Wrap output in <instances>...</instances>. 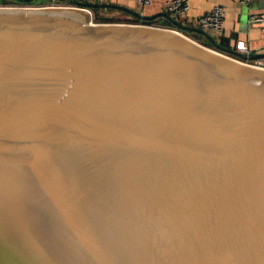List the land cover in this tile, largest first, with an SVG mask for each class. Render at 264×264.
<instances>
[{"label": "water", "instance_id": "water-1", "mask_svg": "<svg viewBox=\"0 0 264 264\" xmlns=\"http://www.w3.org/2000/svg\"><path fill=\"white\" fill-rule=\"evenodd\" d=\"M112 21L0 9V264H264V69Z\"/></svg>", "mask_w": 264, "mask_h": 264}, {"label": "crops", "instance_id": "crops-1", "mask_svg": "<svg viewBox=\"0 0 264 264\" xmlns=\"http://www.w3.org/2000/svg\"><path fill=\"white\" fill-rule=\"evenodd\" d=\"M24 3L42 6L47 4V0H11L9 4L0 0V6ZM165 3L166 0H152L150 6L142 7L136 0H111L106 3L98 0H72V5L87 8L99 20L109 17L114 22L115 19H121L117 23L142 24L143 19H155L160 27L177 30L173 25L175 23L165 17ZM190 5L189 14L179 21L189 32L182 33L240 61L251 64L264 59V33L250 23L251 13L264 14V0H254L249 6L243 5L240 0H190ZM215 6L226 9L223 35L193 31L198 29L197 18Z\"/></svg>", "mask_w": 264, "mask_h": 264}, {"label": "built area", "instance_id": "built-area-1", "mask_svg": "<svg viewBox=\"0 0 264 264\" xmlns=\"http://www.w3.org/2000/svg\"><path fill=\"white\" fill-rule=\"evenodd\" d=\"M110 2L111 0H98ZM137 3L142 7H147L151 5L152 0H136ZM254 0H240L243 5L249 6ZM32 11V10H46V11H75L83 13L88 11L85 7L72 5V0H47V4L42 6L30 5L28 3L15 5V7H2ZM191 10L190 0H166L165 3V13L174 17L177 20H182L185 16L189 14ZM226 9L222 6H215L213 9L205 14L200 15L197 18L198 29L212 35H223L225 30V17ZM250 23L253 26H257L264 33V14H254L250 15ZM251 65L258 68L264 69V59H260L251 63Z\"/></svg>", "mask_w": 264, "mask_h": 264}, {"label": "trees", "instance_id": "trees-1", "mask_svg": "<svg viewBox=\"0 0 264 264\" xmlns=\"http://www.w3.org/2000/svg\"><path fill=\"white\" fill-rule=\"evenodd\" d=\"M165 17H167L168 19L172 20V23H175V24H173L175 29H177V30H179L181 32H184V33H188L189 32L185 27L180 25V23H179L180 20H177L174 17H172V16H170V15H168L166 13H165ZM142 24L160 27V25L156 22L155 19H143L142 20ZM193 31H195V32H203V31H201L199 29H194ZM203 33H205V32H203Z\"/></svg>", "mask_w": 264, "mask_h": 264}, {"label": "rangeland", "instance_id": "rangeland-1", "mask_svg": "<svg viewBox=\"0 0 264 264\" xmlns=\"http://www.w3.org/2000/svg\"><path fill=\"white\" fill-rule=\"evenodd\" d=\"M9 2H11V0H4V4H9ZM2 7H15V5L13 4L12 6L10 4L9 6H2ZM82 14H84L87 21L100 22L99 18L97 16H93L89 10L83 12ZM119 20L121 19H115V23L121 22ZM112 22H114V20Z\"/></svg>", "mask_w": 264, "mask_h": 264}, {"label": "bare ground", "instance_id": "bare-ground-1", "mask_svg": "<svg viewBox=\"0 0 264 264\" xmlns=\"http://www.w3.org/2000/svg\"><path fill=\"white\" fill-rule=\"evenodd\" d=\"M56 12H58V11H56ZM80 19H82V20H83L84 18H82V17L80 16Z\"/></svg>", "mask_w": 264, "mask_h": 264}]
</instances>
